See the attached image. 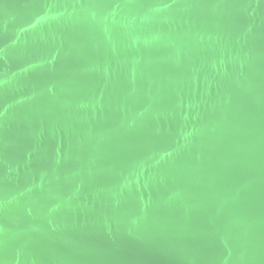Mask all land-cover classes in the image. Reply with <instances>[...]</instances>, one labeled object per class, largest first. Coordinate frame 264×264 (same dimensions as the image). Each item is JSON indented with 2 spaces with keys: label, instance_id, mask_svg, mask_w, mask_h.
<instances>
[{
  "label": "water",
  "instance_id": "obj_1",
  "mask_svg": "<svg viewBox=\"0 0 264 264\" xmlns=\"http://www.w3.org/2000/svg\"><path fill=\"white\" fill-rule=\"evenodd\" d=\"M0 264H264V0H0Z\"/></svg>",
  "mask_w": 264,
  "mask_h": 264
}]
</instances>
